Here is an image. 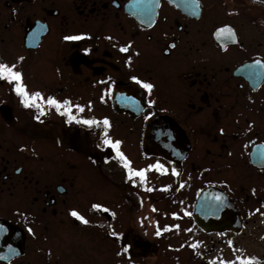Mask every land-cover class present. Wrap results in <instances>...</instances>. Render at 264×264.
Wrapping results in <instances>:
<instances>
[{
  "label": "rangeland",
  "instance_id": "obj_1",
  "mask_svg": "<svg viewBox=\"0 0 264 264\" xmlns=\"http://www.w3.org/2000/svg\"><path fill=\"white\" fill-rule=\"evenodd\" d=\"M22 1L37 5L15 8L11 0H0V62L11 65L12 76L0 82V221L22 231L20 256L0 264H264V172L256 174L243 158L264 136L255 140L243 133L220 147L198 136L178 165L142 155L141 120L129 124L110 115L96 103L103 93H80L78 100L72 83L90 78L84 68L75 76L61 66L69 46L51 38L25 56L23 25L45 14L38 9L41 0ZM203 2L208 11L218 6L216 0ZM234 6L241 30L264 56V0ZM63 13L72 33L80 19ZM216 15V21L224 19ZM50 20L57 28L58 17ZM20 101L34 102L44 121L29 122ZM78 117L87 126L91 120L93 129L69 121ZM210 184L237 207L238 233L203 234L193 223L196 195Z\"/></svg>",
  "mask_w": 264,
  "mask_h": 264
},
{
  "label": "flooded vegetation",
  "instance_id": "obj_2",
  "mask_svg": "<svg viewBox=\"0 0 264 264\" xmlns=\"http://www.w3.org/2000/svg\"><path fill=\"white\" fill-rule=\"evenodd\" d=\"M11 1L15 8L26 5V8L32 9L37 5V1ZM198 1L201 9L194 16L196 12H193L192 0H158L156 3L155 0H143L139 1L135 12L130 7L134 0H41L38 9L43 10L44 19L36 18L24 24L21 22L26 19L22 21L19 18L20 24H24L22 52L27 56L51 38L60 46H69L70 52L61 58V66L71 68L75 76L81 75V68L89 72V83L88 79L78 81L77 85L76 82L72 83L75 84L74 94L78 100L80 93H91L95 97L97 93H103L104 100L96 103L107 108L110 115L122 116L129 124L141 120V142L146 124L153 117L170 119L179 126L189 142L202 136L205 140L217 142L220 147L219 143L224 139L230 137L237 141L243 133H252V139L256 140L258 135L264 136V71L260 84L255 86L254 78L239 69L254 60L261 61L264 67V56L255 49L254 37L248 38L240 28L238 7L234 6L239 0H216L218 6L209 11L205 10L203 0ZM15 8L14 16L17 14ZM63 12L74 13L80 19L81 25H73L76 29L72 33L67 32V18ZM217 12L222 13L224 19L220 17L216 21L219 18ZM11 13L13 15V10ZM57 17L56 28L50 18ZM203 17L205 22L202 21ZM10 18L13 20V16L10 15ZM37 22L42 24L44 34L34 49H26L24 36ZM74 37L80 39H72ZM15 39L13 36V41ZM122 48H127V51L122 52ZM50 53L46 51L43 58L48 60ZM10 67L0 62V70H4L0 73L1 83L2 77L8 80L12 77ZM80 84L84 86L77 87ZM118 86L141 91V108L134 116L127 110L120 113L114 110L113 95ZM68 87L63 85V88ZM21 103L36 107V117L30 120L26 118L29 122L44 121L34 102L20 101L19 107ZM117 107L125 108L126 105ZM60 117L65 118L63 114ZM79 120L81 117L69 121H73L74 125H86ZM226 122L229 127L224 129ZM91 125L90 120L88 126ZM202 129L205 130L204 134L201 133ZM255 144L264 146L263 140L253 141L243 158L256 174L263 173L264 168L255 167L249 159L250 148ZM141 153L146 156L142 149ZM146 157L154 158L159 163L178 165L163 158ZM191 169L196 168L192 166ZM19 173L20 169L14 171V175ZM55 191L63 194L64 189L57 187ZM50 202L53 200L50 199ZM195 226L203 234H235L229 230L205 233ZM19 256L0 263H7Z\"/></svg>",
  "mask_w": 264,
  "mask_h": 264
},
{
  "label": "water",
  "instance_id": "obj_3",
  "mask_svg": "<svg viewBox=\"0 0 264 264\" xmlns=\"http://www.w3.org/2000/svg\"><path fill=\"white\" fill-rule=\"evenodd\" d=\"M139 1L143 0H134L130 6L131 11L135 12ZM156 1L158 0H155V3ZM192 8L193 12H196L194 16H197L201 9L198 0H192ZM43 34L42 24L35 23L34 27L24 36V47L34 49ZM239 70L250 74L254 78L255 86L260 84L264 71L261 61L254 60ZM141 97V91L137 89L118 86L113 95L114 110L119 113L127 110L132 113L131 116H134L141 108ZM121 105H126V107H117ZM141 149L146 156H155L179 163L186 156L189 144L178 125L168 118L153 117L146 124ZM249 159L255 167L264 168V146L262 144L253 145L249 151ZM192 220L205 233L228 230L238 233L241 225L239 212L232 201L223 191L214 186H206L197 194L193 204ZM20 240L19 228L0 221V261H7L21 253Z\"/></svg>",
  "mask_w": 264,
  "mask_h": 264
},
{
  "label": "trees",
  "instance_id": "obj_4",
  "mask_svg": "<svg viewBox=\"0 0 264 264\" xmlns=\"http://www.w3.org/2000/svg\"><path fill=\"white\" fill-rule=\"evenodd\" d=\"M1 70H3V68ZM3 72H4V70L2 72H0V73L2 74ZM2 80H4L3 77H2ZM20 108L22 109V111L24 112V114H25V116H26V118L28 120H30L31 118L36 117V109H35L36 107L34 105H31V104L24 105V104L21 103L20 104ZM71 122H73V121H71ZM79 124H77L75 126H77L79 128H82L83 127L85 130L92 128V126H86V127H84V125H81V124L79 125ZM87 131H89V130H87ZM263 262H264V258H263Z\"/></svg>",
  "mask_w": 264,
  "mask_h": 264
},
{
  "label": "snow or ice",
  "instance_id": "obj_5",
  "mask_svg": "<svg viewBox=\"0 0 264 264\" xmlns=\"http://www.w3.org/2000/svg\"><path fill=\"white\" fill-rule=\"evenodd\" d=\"M72 39H80V37H74V38H72ZM121 51L122 52H126L127 51V48H122L121 49ZM3 70H0V72H2ZM14 79H16V80H19L20 79V77H19V75H16V76H14ZM146 87H151L150 85H146ZM50 103H54V102H52V101H50ZM87 123V122H86ZM105 124H107V121H105ZM106 143H108L107 141H106ZM117 147H118V145H117ZM142 175V174H141ZM72 215L73 216H76L77 214L76 213H72ZM86 222V221H85Z\"/></svg>",
  "mask_w": 264,
  "mask_h": 264
},
{
  "label": "bare ground",
  "instance_id": "obj_6",
  "mask_svg": "<svg viewBox=\"0 0 264 264\" xmlns=\"http://www.w3.org/2000/svg\"><path fill=\"white\" fill-rule=\"evenodd\" d=\"M201 229V228H200ZM202 230V229H201Z\"/></svg>",
  "mask_w": 264,
  "mask_h": 264
}]
</instances>
